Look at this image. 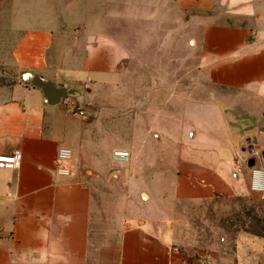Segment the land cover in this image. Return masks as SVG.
I'll return each mask as SVG.
<instances>
[{
    "label": "crops",
    "instance_id": "1",
    "mask_svg": "<svg viewBox=\"0 0 264 264\" xmlns=\"http://www.w3.org/2000/svg\"><path fill=\"white\" fill-rule=\"evenodd\" d=\"M45 5L41 26L22 34L13 52L21 70L56 86L72 87L84 79L108 76L99 67L119 58L125 70H132L135 48L131 50L125 39H136V51L143 52L161 48L162 39L190 38L199 51L197 70H201L203 86L211 82L223 93L189 102H202L208 114L216 109L223 114L227 107L232 111L231 122H225L227 130L242 125L239 135L248 133L259 140L254 144L247 139L246 144L259 156L264 152V0H46ZM23 6L20 1L12 4L16 21L23 16L19 13ZM71 33L89 41L79 48L59 46L58 39ZM116 38L122 39L117 59ZM79 50L84 54L82 61L71 56ZM137 82L143 87L139 96L161 97L158 89L146 94L144 88L160 86L161 79L151 82L144 76ZM176 100H180L177 89L169 93V101ZM172 114L166 115L169 120ZM155 123L153 130L164 142ZM82 125L81 117L67 112L62 104L45 105L42 92L34 87L0 89V155H22L19 169H0V264H258L255 261L262 254L257 252V239L237 241L232 254L192 255L181 248L182 219L177 209L126 212L115 249L106 246L93 234L94 185L71 171L72 163L87 153ZM195 137L186 130L179 141L191 146ZM226 147L239 155L232 140ZM61 150L72 153L69 161L59 160ZM222 156L226 157L217 155L215 171L186 160L185 152L179 151L178 177L172 180L174 204L239 194L244 188L264 193L262 162L263 168L253 170L245 186L244 173L236 172L237 161L233 169L222 165ZM59 167L70 175H58ZM118 174V180L124 181L123 172L108 173L107 169L95 172L93 179L116 180ZM147 199L151 203L154 198ZM246 249L253 250L256 260Z\"/></svg>",
    "mask_w": 264,
    "mask_h": 264
},
{
    "label": "rangeland",
    "instance_id": "2",
    "mask_svg": "<svg viewBox=\"0 0 264 264\" xmlns=\"http://www.w3.org/2000/svg\"><path fill=\"white\" fill-rule=\"evenodd\" d=\"M16 1L24 4L19 12L23 15L20 21H16L15 18H19L12 16L11 12L12 4ZM45 1L0 0V89L15 86L32 88L23 82L22 76L28 71L18 67L13 52L22 34L33 26L35 29L41 26ZM114 40L119 44L117 59L121 56L122 39ZM87 41L89 39L72 33L58 39L59 46L78 48L85 46ZM136 41L131 39L128 42L125 39L131 50L135 48L132 70H125L123 66L126 65L120 58L105 68L100 66L99 69L107 72L108 76L96 81L84 79L75 83L69 88L79 91L80 95L69 97L62 103L67 112L81 117L82 127L86 130L82 144L87 153L82 160L72 161L71 171L72 175L76 172L78 179L91 181L94 185L93 234L106 246L115 249L126 212L151 207L177 209L182 219L179 224L182 230L179 242L181 248L187 249L192 255L207 252L232 254L237 241L252 238L260 242L257 252L262 255L256 260L253 250L246 249L247 254L256 260L255 263L264 264L263 192L244 188L239 194L217 195L193 202L174 204L171 200L172 180L178 177L176 161L179 151L185 152L186 160L215 171L219 167L217 155L226 156H222V165L233 167L237 161L236 172L244 173L243 183L246 186L248 181L250 183L252 171L263 168L257 150L256 155L247 151L246 140L252 138L254 144H257L258 137L248 133L239 135L242 129L240 124L238 127L232 125L228 131L225 122H231L232 111L227 107H224L223 114L219 113V109L208 114L202 102H189L192 99L218 97L223 93L211 82L203 86L201 70H197L199 51L190 38L178 37L167 42L162 39L161 48L143 52L136 51ZM71 56L74 60L77 58V61L84 58L81 50L71 53ZM144 76L151 82L161 79L160 86L144 87L146 94L158 89L162 92L161 97L139 96L143 87L137 81ZM89 81L92 83L89 84ZM176 89L180 100L170 102L169 93H175ZM76 108H80L83 114L78 113ZM171 111L174 118L169 120L167 116ZM159 114L160 118L156 119ZM155 120L157 128L163 133L164 142H161L160 134L153 130ZM183 129L184 132L191 130V133L196 134L191 146L179 141ZM231 140L240 151L238 156L234 150L226 147L231 145ZM241 140L245 141L242 144L245 148L243 152ZM117 151L130 154L128 164H115L114 154ZM251 158L257 161L253 168L247 164ZM101 169H107L108 173L123 172L124 181L118 180V174L116 180L105 178L96 182L93 176ZM236 179L239 180V177ZM143 194L152 195L153 202L148 203L149 199H144Z\"/></svg>",
    "mask_w": 264,
    "mask_h": 264
},
{
    "label": "water",
    "instance_id": "3",
    "mask_svg": "<svg viewBox=\"0 0 264 264\" xmlns=\"http://www.w3.org/2000/svg\"><path fill=\"white\" fill-rule=\"evenodd\" d=\"M22 79L42 92L43 101L49 107H58L67 98L80 95L79 91L70 89L67 85L56 86L53 82L30 72L24 73ZM247 143L249 144V141ZM248 151L250 154L255 153V150ZM249 168H253V165L249 164ZM143 198L147 199V195L143 194Z\"/></svg>",
    "mask_w": 264,
    "mask_h": 264
},
{
    "label": "built area",
    "instance_id": "4",
    "mask_svg": "<svg viewBox=\"0 0 264 264\" xmlns=\"http://www.w3.org/2000/svg\"><path fill=\"white\" fill-rule=\"evenodd\" d=\"M92 81H89V84ZM77 112L83 114V111L80 108H76ZM72 157V153L68 150H61L59 153V160L61 162L69 161ZM130 160V154L125 151H117L114 154V162L116 165H122L128 163ZM22 163V155L20 153H13V154H3L0 155V169L1 170H16L21 167ZM238 165V163H237ZM57 173L60 176L67 177L70 175V171L59 167L57 169ZM257 172H255V176H257Z\"/></svg>",
    "mask_w": 264,
    "mask_h": 264
},
{
    "label": "flooded vegetation",
    "instance_id": "5",
    "mask_svg": "<svg viewBox=\"0 0 264 264\" xmlns=\"http://www.w3.org/2000/svg\"><path fill=\"white\" fill-rule=\"evenodd\" d=\"M244 150H245V149H244ZM248 150H254V149L251 148V146H248L247 151H248ZM248 152H249V151H248ZM254 154H255V153H254ZM261 162L264 164V152L261 154ZM247 164H248V167H249V164H251V165H253V167H255L256 164H257V161H256L255 158H251V159L248 160Z\"/></svg>",
    "mask_w": 264,
    "mask_h": 264
},
{
    "label": "bare ground",
    "instance_id": "6",
    "mask_svg": "<svg viewBox=\"0 0 264 264\" xmlns=\"http://www.w3.org/2000/svg\"><path fill=\"white\" fill-rule=\"evenodd\" d=\"M259 176V175H258Z\"/></svg>",
    "mask_w": 264,
    "mask_h": 264
}]
</instances>
